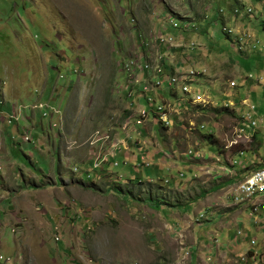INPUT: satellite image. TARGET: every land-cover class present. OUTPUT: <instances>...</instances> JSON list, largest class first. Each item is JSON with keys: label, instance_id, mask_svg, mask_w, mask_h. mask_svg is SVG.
<instances>
[{"label": "rangeland", "instance_id": "rangeland-1", "mask_svg": "<svg viewBox=\"0 0 264 264\" xmlns=\"http://www.w3.org/2000/svg\"><path fill=\"white\" fill-rule=\"evenodd\" d=\"M245 1L0 0V264H243L264 252V210L228 197L264 167V126L242 119L264 112V0ZM224 27L252 41L242 51L246 35ZM168 44L207 69L213 105H188L167 129L126 127L123 64ZM129 140L150 154L132 142L130 156L110 154ZM103 157L119 166L93 168Z\"/></svg>", "mask_w": 264, "mask_h": 264}, {"label": "built area", "instance_id": "built-area-1", "mask_svg": "<svg viewBox=\"0 0 264 264\" xmlns=\"http://www.w3.org/2000/svg\"><path fill=\"white\" fill-rule=\"evenodd\" d=\"M234 13L241 16V14H239L240 9H236ZM242 13L248 16H252L253 14L256 16L258 14L256 8L252 7L245 8ZM224 32H226L228 36L239 38V41L244 37V35L239 37V32L226 27H224ZM246 37L247 38L241 42L240 49L242 50L245 44L251 41V35L246 34ZM155 41H160L161 43L165 42L166 39L164 34L162 33L159 37L157 36V40ZM168 42L169 38H167L166 43ZM254 46L255 45H253V47ZM162 58L163 57L160 56L158 60L154 61H143L141 58H139V60L132 59L123 64L125 74L130 77V84L125 88L127 92L126 96L132 99L130 114L127 117V124L125 125L126 127L133 122L137 125L148 123L152 127L157 125L167 129L168 127L174 126L176 116L180 115L179 111H185L188 105H200L203 108L213 105L212 99L205 94L202 87V80L206 75L208 76L206 68L202 70L186 68L179 70L170 69L166 71ZM229 85L231 88L236 86V83L230 80ZM156 101L158 102L157 105ZM141 103H143L144 106L139 107ZM225 105L234 104L231 101H227ZM249 108L250 111H247L246 114L242 116V119H245L244 124L252 128H257L259 125L264 126V114L258 116L255 106H250ZM52 109L53 107H51V111ZM47 112L48 110H46V114ZM53 113L55 114V112ZM19 117L20 113L13 109L11 115L8 117L7 123H17ZM54 126H57V124L55 123ZM24 141L33 142V138L30 136L29 132L24 133ZM129 142L132 141H127L125 143L126 146L123 147L114 144L110 150V154L116 155L125 151L128 156H130L129 154L133 152L128 150V147H131ZM132 143L139 152H145L146 149L139 146L141 142L133 140ZM127 160L128 158L125 162ZM102 163H112L114 166H119L118 162L103 157L100 158V162H96L93 165V168H100ZM76 171H78V168L75 167L74 172ZM228 197L234 204L245 206L251 216H258L261 209L264 210V167L252 171L243 180L233 186L232 189L229 190ZM238 235L241 236L242 233L238 231ZM252 253L253 255L250 257L242 256L240 261L243 264H247L250 260L255 262L256 259L260 258L258 256L261 255L263 256V260L260 259V261L261 264H264V252L255 250ZM0 260H4L3 256H0Z\"/></svg>", "mask_w": 264, "mask_h": 264}, {"label": "crops", "instance_id": "crops-1", "mask_svg": "<svg viewBox=\"0 0 264 264\" xmlns=\"http://www.w3.org/2000/svg\"><path fill=\"white\" fill-rule=\"evenodd\" d=\"M240 1H242V0H240ZM257 1H259V0H257ZM245 3H248V1L246 0L245 2H244V4ZM260 14H264V7L262 8V10H260ZM235 25H237L238 27H242L243 25L242 24H235ZM237 32H241L240 30H237V29H235ZM243 35H246V32L245 33H241V35H239V37H241V36H243ZM253 37V36H252ZM239 41V38H237L236 39V41ZM252 41V40H251ZM174 47H177L176 45L175 46H171V45H166V47L165 46H161L160 47V49H158V51H156L155 53H150V52H148L145 56H141L142 57V59H144V60H147V61H154V60H158L159 59V57L161 56V57H163L162 58V61H163V63H164V65H165V70L167 71V70H170V69H176V70H179V69H186V68H191V69H194V68H192V67H190L191 66V64L193 65L194 63H195V61H193L192 63H190V62H187L186 61V59L185 58H181V59H179V60H176L175 58H176V54H177V51H175L174 50ZM245 50V47L243 48V50L242 51H244ZM261 82L262 83H264V78L262 77V79H261ZM249 100V99H248ZM260 112H263V111H261L260 110ZM262 114H264V112L262 113ZM261 114V115H262ZM11 134V133H10ZM145 136H147V135H145ZM134 149H135V147H134ZM136 150V149H135ZM137 151H138V149H137ZM139 152V151H138ZM150 152L151 151H149V150H145V152H143V153H145V154H150ZM125 153V155H127V153L126 152H124ZM158 153V152H157ZM139 156L141 157L140 159H138L137 161H135V162H133V166H139V165H141L142 163H143V156L144 155H141V154H139ZM127 159V158H126ZM125 159V160H126ZM124 160V161H125ZM261 168V167H260ZM252 171H250L249 173H245V176L242 178V180L247 176V175H249L250 173H251ZM239 179V178H238ZM237 181V180H236ZM235 180H233V181H231V184L232 183H235L236 182ZM241 181V180H240ZM239 181V182H240ZM238 183V182H237ZM237 183H235V184H232L231 186H233V185H236ZM230 186V187H231Z\"/></svg>", "mask_w": 264, "mask_h": 264}, {"label": "trees", "instance_id": "trees-1", "mask_svg": "<svg viewBox=\"0 0 264 264\" xmlns=\"http://www.w3.org/2000/svg\"><path fill=\"white\" fill-rule=\"evenodd\" d=\"M263 30H264V28H263ZM126 98H127V96H126ZM208 139L209 140H211V139H213V136L212 135H208ZM117 191L119 190V192L121 191L122 192V189L120 188V189H118V188H115ZM124 193V192H123ZM158 199H159V197H158Z\"/></svg>", "mask_w": 264, "mask_h": 264}, {"label": "bare ground", "instance_id": "bare-ground-1", "mask_svg": "<svg viewBox=\"0 0 264 264\" xmlns=\"http://www.w3.org/2000/svg\"><path fill=\"white\" fill-rule=\"evenodd\" d=\"M240 14V13H239Z\"/></svg>", "mask_w": 264, "mask_h": 264}]
</instances>
